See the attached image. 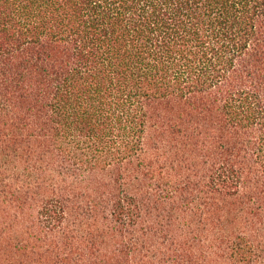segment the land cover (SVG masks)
Masks as SVG:
<instances>
[{
	"label": "trees",
	"instance_id": "1",
	"mask_svg": "<svg viewBox=\"0 0 264 264\" xmlns=\"http://www.w3.org/2000/svg\"><path fill=\"white\" fill-rule=\"evenodd\" d=\"M0 264H264V0H0Z\"/></svg>",
	"mask_w": 264,
	"mask_h": 264
}]
</instances>
